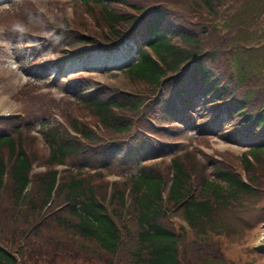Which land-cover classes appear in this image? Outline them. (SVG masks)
Returning a JSON list of instances; mask_svg holds the SVG:
<instances>
[{"label":"trees","instance_id":"16d2710c","mask_svg":"<svg viewBox=\"0 0 264 264\" xmlns=\"http://www.w3.org/2000/svg\"><path fill=\"white\" fill-rule=\"evenodd\" d=\"M78 1L88 10L93 9L94 3L100 6L101 13L106 16L103 25L108 34L104 37L106 44L99 42V49L82 47V51L68 56L67 59H70L67 61L72 62H64L65 68H69L68 64L73 66L74 61L90 59L100 51L107 57L101 72L112 73L111 69L116 70L121 65L130 75L154 87L169 85L168 97H153V101L159 115L168 117L171 120L169 123L179 124L172 126L175 129L210 134L216 131L219 124L227 129L228 123L233 122L239 128L238 135L255 136L245 145L250 159L258 160L259 155L264 153V94L260 96L259 103H254L251 91L238 90L247 75H235L232 69L220 66L216 53L198 50V39L207 34L206 28L194 31L178 27L177 14L159 4L131 0ZM213 1L193 0V4L196 9L211 11ZM110 4L120 5L121 12L107 10ZM146 7L149 9L146 10ZM96 22L99 24L98 19ZM176 36L189 46L172 43V37ZM123 37L127 40L122 41ZM77 44L70 40L73 48ZM85 44L97 46L89 41ZM66 52L65 48L61 50L64 56ZM114 53L118 59H108ZM62 61L54 60L47 66L43 63L33 68L37 75L32 79L42 73L47 75L51 70L48 79L52 80V75L61 71ZM80 67L85 68V63ZM66 73L62 77L59 74L54 76L53 81L67 77ZM62 81V88L69 99L89 108L108 129L105 138L77 120L69 122L70 131L53 122L44 124L41 136L49 150L48 157L42 162L46 170L32 178L30 171L36 159H31L33 151L26 148L19 136L20 129L29 128L30 123L24 122L22 126L14 124L10 132L0 131V191L7 187L15 216L23 215L26 225L35 221L24 245L37 243L39 229L51 222L55 224L51 230L55 240L46 241L53 243V248L35 257L33 260L37 264H46L49 259L59 257L63 260L70 257L74 261V254L69 252L72 246L101 249L111 256L110 264H115L118 251L126 252L131 264H181L177 251H180L179 238H183L185 229L175 230L169 225L171 210L181 211L187 228L193 233L208 237L209 230H215L216 212L221 205L228 200L229 203L237 201L244 195L259 194L260 189L254 186L259 187L257 183H260L261 171L249 176L247 171L251 164L246 155L242 156V161L248 179L242 180L235 171L214 163L213 167L208 166L212 177L198 184L190 177V171L198 162L194 157L187 158L188 153L173 156L165 170L142 163L167 154L166 150L171 146L156 142L148 122L144 126L148 132L143 130L139 115L127 117L114 112L125 107L121 100L128 102L127 106L135 107L134 111L142 103L124 99V93L113 87L110 95L105 97L102 94L105 86L99 83L95 89L89 90L91 86H85L88 80L82 76L67 77ZM212 113H216L214 117L222 122L208 125L206 120ZM108 132L114 137H109ZM4 153H7L6 157ZM84 153L89 157L106 156L107 161L101 163L103 166L100 168L119 160H138L142 164L129 174L121 186L112 184L107 195L103 172L99 167L73 159ZM183 157L186 159L180 162ZM59 165L64 169H57ZM202 167L200 164L199 169ZM89 168L94 171L88 172L86 169ZM195 179H201V175H195ZM33 185L36 189L31 196ZM24 204L28 205L25 212L22 210ZM10 241L14 243L15 237ZM90 251L97 254L96 250ZM26 258L32 260L28 255L23 256L22 261L16 259L0 237V264H27Z\"/></svg>","mask_w":264,"mask_h":264},{"label":"rangeland","instance_id":"374dc122","mask_svg":"<svg viewBox=\"0 0 264 264\" xmlns=\"http://www.w3.org/2000/svg\"><path fill=\"white\" fill-rule=\"evenodd\" d=\"M131 1L149 5L159 4L175 12L178 27L194 31H199L201 27L206 28L207 34L198 39V50L216 53L220 66L232 69L235 75H247L246 81L238 86V90L251 91L252 101L259 103L260 96L264 94V0H214L211 11L204 8L196 9L193 0ZM92 6L93 9L88 10V7L78 0H0V130L10 132L14 124L22 126L24 122L30 123L29 128H22L21 133L19 132L21 142L30 152L33 151L31 159H36L30 177L34 178L46 170L42 162L48 157L49 150L40 136L44 124L53 122L65 128L69 122L77 120L103 138L108 131L89 108L81 102L69 99V95L62 88V80L82 76L88 80L85 86H91L89 90L95 89L96 84L100 83L105 86L102 91L105 97L110 95V89L113 87L124 93V99L142 103L138 110L134 111L135 107H129L128 102L121 100L125 107L122 106L114 112L127 117L139 115L140 125L146 132L148 130L144 126L147 120L152 125H159L164 121L163 125L170 126L153 130L157 140L170 143L171 146L166 150L167 154L163 153L142 163L165 170L173 156L188 153L187 158L194 157L198 162L190 171L191 180L196 184L212 177L208 166L213 167L214 163L235 171L242 180L248 179L247 172L249 176H254L261 171L260 183H257L259 187L254 186L257 190L260 189L259 194L244 195L237 201L231 200L229 203L228 200V204L226 202L225 205H221L216 212L215 230H209L208 237L196 235L189 230L180 210L169 212V225L175 230L185 229L183 238H179L180 251H177L181 264H264V153L259 155L258 160H253L245 151V145L255 136L249 138L248 135H238L239 128L233 122L228 123L227 129L219 124L221 130H217V127L216 131L212 132L214 134H195L189 129H175L172 126L177 123H169L171 120L168 117L159 115L156 102L153 101V97L161 95L167 98L169 85L154 87L136 79L123 70L121 65L114 70L116 72L114 74L99 72L107 59L106 54L100 51L90 59L74 61L75 69L68 64L71 73L67 77L61 78L64 72H57L61 76L59 81H53L54 76L58 75L55 73L52 80L48 79L51 72L36 76L37 80L32 79L37 74L33 69L27 70L26 65L45 63L47 66L49 62L62 57L63 48L67 50L65 57H68L82 51V47L85 49L93 47V50H96L99 49V42L106 44L104 37L108 32L103 25L106 16L101 13L103 11L99 5L94 3ZM120 8L122 7L118 4H110L107 10L121 12ZM148 9L149 7H146V10ZM97 19L99 24L96 22ZM70 40L79 44L73 48ZM84 40L97 46L87 45L85 44L87 41ZM172 43L189 46L177 36L172 37ZM117 57L114 53L109 55L108 59ZM83 63L86 65L84 71L80 67ZM43 66L47 70L46 66ZM215 114L212 113V116L207 118L208 125L222 122L218 117H214ZM113 135L108 132L109 137H114ZM86 155L85 153L76 155L73 159L76 162L87 161L92 167L103 166L101 163L107 161L104 155L96 157ZM243 155L249 158L251 164L248 167L249 171L244 167ZM4 156L6 157L7 153H4ZM185 159L181 158L180 162ZM142 163L138 160H119L106 168L99 167L103 172L102 180L105 182L106 194L110 192L112 184H117L115 187L121 186L129 174L135 172L137 166ZM200 164L203 165L201 169ZM57 169L63 170L64 166L59 165ZM86 170L94 171L93 168ZM199 174L201 179H195V175L197 177ZM35 189L33 185L30 190L31 196H34ZM6 190L7 187L0 191L1 242L11 249L16 259L22 261L23 256L28 255L32 260L26 258L27 264H37L33 259L42 251L53 248L54 244L46 241L55 240L52 236L55 224L51 222L40 228L36 235L38 242L25 246V239L29 237L35 221L26 225L23 215L15 216L14 204L11 202L9 191ZM27 206L23 205L24 212ZM13 237L16 241L11 243ZM38 246L40 248H37ZM90 250H96L97 254ZM69 252L74 254V261H71L70 257L64 260L59 257L49 259L46 264H107L108 261L111 263V256L94 246L86 248L72 246ZM115 264H131L128 254L118 251Z\"/></svg>","mask_w":264,"mask_h":264},{"label":"bare ground","instance_id":"6f19581e","mask_svg":"<svg viewBox=\"0 0 264 264\" xmlns=\"http://www.w3.org/2000/svg\"><path fill=\"white\" fill-rule=\"evenodd\" d=\"M263 227H264V225H263ZM263 235H264V231H263Z\"/></svg>","mask_w":264,"mask_h":264},{"label":"water","instance_id":"95a60500","mask_svg":"<svg viewBox=\"0 0 264 264\" xmlns=\"http://www.w3.org/2000/svg\"><path fill=\"white\" fill-rule=\"evenodd\" d=\"M264 225V224H263Z\"/></svg>","mask_w":264,"mask_h":264}]
</instances>
